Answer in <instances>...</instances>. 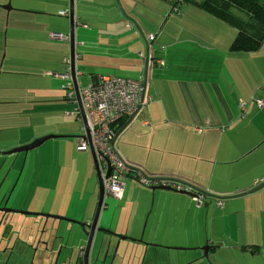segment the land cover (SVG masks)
I'll return each instance as SVG.
<instances>
[{
  "label": "crops",
  "instance_id": "obj_1",
  "mask_svg": "<svg viewBox=\"0 0 264 264\" xmlns=\"http://www.w3.org/2000/svg\"><path fill=\"white\" fill-rule=\"evenodd\" d=\"M7 1L0 0V4ZM22 1H16L17 9L13 16L16 21L11 25L9 10L13 9L0 10V108L3 109L8 103L25 102L27 107L31 104L32 113L35 112L36 116L21 110L9 113L0 110V150L13 148L8 140L3 139L4 134L7 136L12 131L10 129H19L21 127L18 124H22L23 127H34L33 131L29 130L32 137L22 145L43 135H63L50 139H67L69 149L75 154L79 140L68 139L81 138L83 118L73 112L78 103L68 98L62 86H85L81 84L80 78L83 73L90 75L87 84L95 82L103 74L94 70L99 66L108 70L135 68L139 73L138 78H143V66L147 58L146 87L138 111L141 114L121 130L113 142L115 150L133 168L130 174L135 171L141 173L151 180L150 186L159 184V178H173L174 188H181L186 182L204 191V195L201 194L204 203L196 201L195 205L201 210L200 219L206 221L202 229L205 238L209 234V206L214 204L211 233L217 247L213 250L212 258L217 264H257V259L258 264H264L260 259L264 256V186L255 192L237 195L264 179V38L259 48L253 50L250 40L242 42L239 37L237 41L235 27L220 18L193 4H183L179 13L172 12L167 3L164 4L165 11L162 14L165 18L161 24L153 19L152 14L158 13L152 7L144 13L140 11L136 17L141 29L137 28L134 21L133 24H126L133 30L124 36H115L107 29L88 36L80 32L86 28L82 21L84 9L81 5L86 1L81 0L78 10L76 1L80 0H72L75 48L73 79L69 60L70 41L54 39L51 37L52 32L46 33L52 22L44 18L54 8L57 12L65 10L69 14V0H42L47 6L30 7L29 11L19 7ZM57 2L60 5L55 4ZM63 5L67 6L66 9H63ZM123 6L133 14L128 6ZM37 15L41 18L38 19ZM24 17H37V21L33 24L29 19V22L22 20ZM138 17H142V20ZM185 20L196 23L187 30L183 22ZM58 24L64 30L66 22L59 21ZM150 25L154 27L148 28ZM30 27L42 29L41 36L30 35ZM140 32L143 36L154 35L148 52ZM50 40H58L61 44L56 48ZM90 41L95 45H106L114 51L125 50L128 46L130 49L138 48L141 63L127 65L121 61L119 64L114 57L100 56L104 61H92V70L82 72L81 66L77 64V48ZM64 43L68 46H64ZM141 46H144L143 50ZM140 65L141 70L138 69ZM107 74L116 75L111 72ZM14 76L25 77V84L22 86L16 82L19 86L15 83L11 85L9 80ZM59 77L60 81L57 80ZM258 100L261 101L260 105ZM126 120L122 118L118 121V130ZM37 147L24 152L27 156L25 165L27 161L29 163L28 167H23V185L17 187L18 194L21 193L31 209L91 222L96 208L98 184L96 193L94 188L88 191L85 198L75 195L70 180L49 184L48 175L52 172V166H55L56 157L54 154L49 155V152L46 155L45 150H33ZM126 148H130L132 154L126 152ZM87 150L77 151H84L82 155L88 156L90 166V156L85 153ZM90 153L93 160L91 150ZM28 172L32 174L27 175ZM41 173L45 176L43 181H39L41 176L37 178ZM195 175L207 178L208 183L202 185L195 182ZM132 178L128 176L125 180L120 199L104 194L97 224L123 236L118 237L121 238L119 244L123 249L128 243L124 235L138 237L147 217L143 242L129 244L135 253L131 259L138 261L145 249L149 253L153 249L157 251L156 254L159 253L161 260H165L172 255L171 249L159 245L183 247V231H186L183 218L188 216L184 217V211L188 201L194 204L195 197L177 190H152L149 185ZM37 193L39 198H35ZM107 197L117 200L112 202L114 207L110 215H106L109 203L104 200ZM124 199L126 201L117 205L118 200ZM243 212L246 217L243 229H240L237 220ZM227 213V219L231 220V227L228 228L223 227L220 219ZM215 215L219 221H216ZM63 223L66 224H61L60 228L79 232L75 223ZM114 238L111 237L112 248L109 253L114 248ZM185 243L192 245L187 240ZM76 245L80 247L84 243L79 240ZM179 253L183 255V251ZM151 257L149 255L145 259Z\"/></svg>",
  "mask_w": 264,
  "mask_h": 264
},
{
  "label": "rangeland",
  "instance_id": "obj_2",
  "mask_svg": "<svg viewBox=\"0 0 264 264\" xmlns=\"http://www.w3.org/2000/svg\"><path fill=\"white\" fill-rule=\"evenodd\" d=\"M9 1V0H8ZM7 1V2H8ZM16 1L17 0H10V4H11V8L13 10H9L11 12V19H10V25L13 24L16 21V18H14V13L15 10L17 9L16 7ZM82 1H86L84 3H82V7L84 9L83 12V23H85L86 28L81 29L80 32L83 33L84 35H88V36H92L93 33H95L96 31L101 32L103 31V29H107L109 30L110 33L115 34V36H124L125 33L129 32L130 30H133L130 27H127V23L124 22V15L123 12L116 6H110L109 4L112 2V0H82ZM122 4H124L125 6H128L129 10L137 17L141 12H145L148 9H154V11H157V15H153L152 13V17L153 19H155L158 24L162 23V21L165 18V15L162 14L164 13L163 11H165V6L164 4L167 3L168 5V9H171L172 5L171 2L165 1V0H120ZM7 2L0 4V10H5L3 9L1 6L2 5H6ZM21 2V1H20ZM80 1H76V5L78 4V10L80 8L81 5H79ZM47 3L42 2V0H23L22 3L20 4L19 7H22V10L25 11H29L30 7H43V6H47ZM60 5L59 2L55 3ZM54 3L52 5H54L56 7ZM65 4V3H64ZM61 7V6H60ZM59 7V8H60ZM63 9H66V5H63ZM133 7V8H132ZM156 7H158L159 9H157ZM7 11V10H6ZM8 11V12H9ZM65 11V10H63ZM149 11V10H148ZM179 13V12H177ZM25 14V13H24ZM29 14V13H28ZM61 14H59L57 12V9L50 11V15L49 16H45L44 18H46L47 20H50L52 22V24L50 25V28L46 29V33L50 32H68L69 30V18L68 17H62L60 16ZM160 15V16H158ZM38 19L41 18L39 15ZM37 17H34L32 19L30 18H22V20H26L27 22L28 19L34 24ZM139 20H142V17H138ZM59 21H64L66 22V26L64 28V30L61 28L60 24H58ZM149 24L151 23L150 21H148ZM184 22V26L185 29L187 28H192V26L195 25L196 22H189L187 20L183 21ZM154 26L150 25V29H152ZM32 30L30 32V35H34L37 36L38 38L41 36V32L43 31L42 29H36V28H32L30 27L29 30ZM188 30V29H187ZM114 36V37H115ZM51 43L54 44V47L56 46L59 47L61 43H59L58 40H50ZM64 46H68L67 43H64ZM80 49H84L86 51H89V57L86 58V61L84 62L83 66L81 67V71L82 72H89V70H92L90 68H93L91 66L92 61H98V63H101L100 56H114V60L116 62H118L119 64L122 62H126L127 65H130V63L132 64H137L138 65L141 63V59L139 57L138 54V48H132L130 49V46H128V48H125V50H120V51H114V49L102 45H95L94 43L87 42V43H83L82 45L78 46ZM142 50L144 49V46L140 47ZM53 49V48H52ZM60 49V48H58ZM54 51H56L55 49H53ZM91 51V53H90ZM108 53H114L113 54H108ZM118 54V55H115ZM124 58V59H123ZM119 61H118V60ZM115 61H112L113 63ZM139 69V68H138ZM95 71L97 72H102L103 74H107L109 72L111 73H116V75L122 76V77H130V78H138L139 73L137 72L138 70L135 68H129L127 67L125 70H119V69H111L108 70V68H105L104 66L101 67H95L94 68ZM137 70V71H136ZM2 77H4V75H2ZM81 84L82 85H86L89 80H90V75L88 73H83L81 76ZM57 80L60 81V77L57 78ZM10 84L12 85V83L16 84L19 83L22 86L25 84V77L23 76H14L12 77L10 80ZM28 81V79H27ZM58 81V82H59ZM63 82V81H62ZM61 82V83H62ZM57 84V82H55ZM17 85V84H16ZM19 86V85H17ZM26 109V110H25ZM35 109V108H34ZM0 110H4V112L9 113V111L11 112H15V111H26L28 113V115H32V116H36V113L33 112L31 110V104H29V106L27 107V103L25 102H18V103H8L4 106L3 109L0 108ZM139 114H141L140 112L137 113L138 117ZM137 115L135 116V118L137 117ZM26 117H24L25 119ZM21 128L17 129V128H13L10 129L12 130L10 133L4 134L3 139H5L6 141L8 140L9 145H13V147H18L21 146L23 144V142L29 140L32 136L29 130H34V127H32L31 125H29L28 127H23L22 124H18ZM11 137V138H10ZM79 140V138H71L68 140ZM69 141H67V139L64 138H53V139H48L46 140L42 145L38 146L37 148L33 149V150H45L46 152H49L50 154H54L55 155V166H52V172L51 174L48 175V180H49V184H56L57 182H63L66 180H70V182H72V184L74 185V193L76 196L81 197V198H85L87 196L88 191H91L92 189L95 188V193L97 191V177H96V172L93 166V160H92V156L90 153V150H87L85 153L89 154L90 156V166L88 164V156L87 155H82V153H84V151H77L75 150V154L69 149L68 147V143ZM114 147V146H113ZM115 149V147H114ZM126 152H128L129 154H132V150L130 148H126ZM79 154V155H78ZM46 155H48V153H46ZM25 156L26 154L24 152H20V158H22L21 163L24 159L23 162H25ZM29 158V157H28ZM60 160V161H59ZM28 163L29 161H27V164L24 167H28ZM19 164V163H18ZM24 164V163H23ZM62 168V169H61ZM61 170V171H60ZM33 172V170H32ZM34 173V172H33ZM32 173L28 172L27 175H30ZM41 176L39 181H43L45 176L44 173L38 174L37 178ZM129 176H133L132 179L135 178L136 182H139L138 178L135 177V173L130 174ZM194 181L197 183H201L202 185H206L208 183L207 178H203L202 176L199 175H195L194 176ZM140 183V182H139ZM71 190V188H69ZM97 195V194H96ZM40 195L37 193L35 198H39ZM108 199L104 200L108 205V208L106 210V212L108 211V213L105 214L106 215H110L112 213V207H114V204L112 202L116 201L115 199H111L110 197H107ZM111 201V202H109ZM124 200H118L117 205H120V203H122ZM196 199L194 201V204L192 205V203H190L189 201L187 202V206L185 209V213H184V217L188 214L187 218H183V224L186 223L185 229H187V232H192L193 229H195V231H200L202 232L203 229V222L206 225V221H204V219H200V217H202V215L200 214V209L196 207L195 203H196ZM213 206L214 204L210 205L209 208V217L207 219V229H208V233L209 235H212L211 233V227H212V222H211V216H212V212H213ZM203 210V208H202ZM221 211V210H220ZM117 212L120 213V210L117 209ZM125 212H122V214H124ZM52 214V213H51ZM55 215V214H54ZM195 215V216H194ZM62 216V215H61ZM120 216V215H119ZM105 217V215H104ZM245 217L246 214L240 213L239 214V219L237 220L239 225H240V229H243L242 226L244 225L245 222ZM195 218V219H194ZM228 213L225 217H221V224L223 225V227L228 228V226L231 227L230 223L231 220H228ZM215 219L216 221L218 220V217H216L215 215ZM232 220L234 219L233 217L231 218ZM215 221V224H216ZM50 222V221H48ZM238 228V227H236ZM239 229V228H238ZM80 230V228H79ZM185 233V231H183V234ZM222 233V232H221ZM79 237L75 240V244L73 243L74 241H72V246H78L76 245V243H78L79 240H82L83 243H85V238L84 235L81 233V231L79 232ZM115 240V238H114ZM106 241V238H105ZM227 241V240H226ZM230 240H228L227 242H229ZM100 238L97 239L96 244L94 246V253L92 254V259H91V264H99V262L97 263L95 261V257L97 254H99L98 249L100 247ZM190 244H186L185 241H183V247H187ZM112 246V245H111ZM110 246V248H112ZM102 250H103V245L102 248L100 249V254L99 257L101 258L102 255ZM183 251V256H188V257H195L199 254V251H189L187 249H183V250H177V249H171L170 252L173 255H182L179 252ZM108 264V263H107Z\"/></svg>",
  "mask_w": 264,
  "mask_h": 264
},
{
  "label": "water",
  "instance_id": "obj_3",
  "mask_svg": "<svg viewBox=\"0 0 264 264\" xmlns=\"http://www.w3.org/2000/svg\"><path fill=\"white\" fill-rule=\"evenodd\" d=\"M119 9L123 12L122 10V6L119 2V0H115ZM2 8L8 10L11 7L10 1L7 2L6 5H2ZM124 13V12H123ZM68 18L70 21V28H69V41H70V48H69V60L71 63V73H72V78L74 79V70H73V64H74V57H75V48L73 45V37H74V30H73V22H74V17H73V7H72V0H69V14ZM140 36L142 37L143 41L146 42L143 34L140 32L139 33ZM146 44V43H145ZM146 51L148 52V48L146 45ZM147 65H148V59L146 58L145 62H144V66H143V92H142V98L144 95V91H145V87H146V77H147ZM74 88L76 91H78V85H74ZM79 104V101H78ZM140 110V107L138 110L134 111L132 114H130L127 117L126 122L123 124V126L116 132L113 140H112V145L114 140L116 139V137L119 135V133L121 132V130H123V128L131 121L135 118V116L137 115L138 111ZM83 118V117H82ZM83 124H84V118H83ZM63 135H43L40 136L38 138H35L34 140H32L31 142L16 147L14 150L20 152H27L30 149L37 147L39 145H41L44 141H46L47 139H50L52 137H60ZM84 135H81V137H83ZM90 150L92 151V149L90 148ZM93 152V151H92ZM93 163H94V168H95V172H96V177H97V184H98V192H97V202H96V208H95V212L93 214V217L91 219V222L86 223L83 221H79V220H75V219H71L65 216H60V215H54V214H49V213H45V212H34L31 215L34 216H39L40 221L39 224L37 226V228H35V234L31 233V229L28 230L27 232V237H26V242L27 243H32V245L34 244L35 239L36 240V246L37 245H41L42 248V254L39 256L40 260L42 262H46L50 259V255L53 254V248H55V246L57 245L58 241L59 245L57 246V258L55 259V262L58 261V264H91V259H92V254L94 253V246L96 244L97 239L100 238V247L98 249V252L100 254V249L102 248L103 245V250H102V255L101 258L99 257V254L96 255L95 257V261L99 264H105L106 262H108V264H113L115 262V260L118 258L120 259H131L134 256V250H133V246L130 247L129 244H134L136 242H143V231H144V226H145V222L147 217H145L144 220V225L141 231V234L138 237H134L131 235H125L124 236V240H127L128 243L124 248V252L123 254L120 256L117 254V249L119 246V240H117L114 248L112 249V252L109 253L110 250V242H111V237H121L119 236L115 231L111 230L110 228H106V227H102L99 226L97 224L98 222V214L99 211L101 209V205H102V201L104 198V186L102 183V179L99 173V169L96 163V160L94 158V154H93ZM109 168L106 169V176L109 174ZM160 181L159 184L157 185H149V187L152 190L155 189H166V190H177L179 192H183L186 193L188 195H193V196H197V194H199L198 189L195 188V186H191L189 184H187L186 182H183V187L181 188H174L172 186L173 182H175V180L173 178H159ZM17 183V180H15L14 185L12 187V190H14L15 185ZM20 185H23V183H21ZM264 186V179L261 180L260 182H257L254 186H252L251 188L245 190L244 192H241L237 195H242L245 193H252L255 192L257 190H259L260 188H262ZM18 190H16V192L14 193L15 195H17ZM231 197V196H229ZM48 219H51L50 222H48ZM61 222H71V223H75L79 228V232L81 231V233L84 235L85 238V243H84V248L80 249L79 246H72V241H75L80 235L79 232H73L72 233H68L66 235H63L62 231L61 234H58V232L60 230H62V228H60V224ZM106 238V241H105ZM74 243V242H73ZM148 245H150L151 243H147ZM152 246H158L157 244H151ZM164 247L165 249H177V250H183V249H187L189 251H195L197 248L196 247H175V246H165V245H159ZM127 251V254H126ZM150 253L147 251V249L144 250L142 257H140V259L138 260L139 264H143L144 261H147L149 259H145V257H149ZM220 255V254H219ZM128 257V258H127ZM206 257V255L204 256V258ZM261 261H264V256L262 255L260 257ZM133 260V259H132ZM207 260V259H205ZM255 263L258 264V259L255 260Z\"/></svg>",
  "mask_w": 264,
  "mask_h": 264
},
{
  "label": "built area",
  "instance_id": "obj_4",
  "mask_svg": "<svg viewBox=\"0 0 264 264\" xmlns=\"http://www.w3.org/2000/svg\"><path fill=\"white\" fill-rule=\"evenodd\" d=\"M59 14L67 16L66 11ZM54 39H68L69 35L61 32H52ZM150 40L153 36L148 37ZM141 54V53H140ZM62 76H68L63 74ZM67 96L75 101L78 107L74 109L79 117L84 118L83 137L80 138L76 149H92L99 173L104 186V194L120 199L123 194L125 180L132 169L122 160L112 145L116 134V127L119 120L127 118L134 111L138 110L143 103V78H125L116 75H104L95 82L84 87L68 84ZM257 103L260 105L261 101ZM242 108V103H240ZM198 131H201L198 128ZM109 174L106 176V169ZM135 177L144 185H150L151 180L145 178L141 173L135 171ZM198 203L202 202V196H196ZM84 248V245L79 247Z\"/></svg>",
  "mask_w": 264,
  "mask_h": 264
},
{
  "label": "flooded vegetation",
  "instance_id": "obj_5",
  "mask_svg": "<svg viewBox=\"0 0 264 264\" xmlns=\"http://www.w3.org/2000/svg\"><path fill=\"white\" fill-rule=\"evenodd\" d=\"M15 148L16 147H11V149L0 150V264H58V261L55 262V259L57 258V246L60 241H58L55 248H53V254L50 255V259L47 263L42 262L39 258L42 254L43 247L41 245L36 246L37 238L33 245L32 243L26 242L28 230L31 229V233L35 234L34 229L37 228L40 221L39 216L31 214L40 211L31 209L20 192L19 194L17 193V195L14 194L17 187L22 183V178L24 176L23 167L25 165V162H23L24 159L22 163L20 161L22 160V158H20V152L23 151L18 152L14 150ZM26 157L27 156H25V160ZM15 180H17V183L14 190H12ZM198 191L199 194H197V196L201 194L204 195V191L199 189ZM193 197L196 198V196ZM207 202L206 200V203ZM201 203H204V198ZM48 221H51V219H48ZM61 224L66 223L61 222ZM61 231L63 235L69 232L72 233L68 228L63 227L58 234H61ZM117 240H119L118 236L115 238V244ZM185 240L192 244L187 247L197 248L196 250L199 251L197 256L184 257L183 255L176 254L174 257L173 255H169L165 260H161L158 257L159 253L156 254L157 251L151 249V259L144 261L143 264H217L212 258L213 250L217 247L213 235L208 234L204 238L200 231H195V229H193L192 232H187L186 229L183 234V241ZM119 241L121 242V240ZM123 252L124 248L122 249L119 244L117 254L121 256ZM205 255L206 257L204 258ZM107 263L108 262L105 264ZM113 264H139V262L134 259L128 260L117 257Z\"/></svg>",
  "mask_w": 264,
  "mask_h": 264
},
{
  "label": "trees",
  "instance_id": "obj_6",
  "mask_svg": "<svg viewBox=\"0 0 264 264\" xmlns=\"http://www.w3.org/2000/svg\"><path fill=\"white\" fill-rule=\"evenodd\" d=\"M165 1L171 2L172 12L173 11L180 12L181 6L183 4H193L199 7L200 9L206 11L207 13L216 16L221 20L229 23L230 25L234 26L235 29L237 30L235 39L238 41L240 38H242V42H244L245 39L246 41L250 40L252 46L251 49L253 50L259 48L261 40L264 38V0H165ZM119 2L122 6V10L124 12L123 14L124 15L126 14L123 19L124 22L128 23V25L130 23L133 24L134 21L136 22L137 21L136 16L134 14L129 13L125 9V7L123 6L120 0ZM109 5L110 6L114 5L118 7L115 0H112V2ZM136 24H137V28L141 29L140 26H138V22H136ZM150 35L153 36L152 40L148 38ZM144 38L146 40L145 43L149 51L150 48L149 44L154 40V35L148 34L147 36H144ZM87 52L89 51L77 48V55H79L78 56L79 60L77 59L78 66L81 67L83 66L87 58ZM108 54L114 55V53H108ZM109 57L113 58L114 56H109ZM141 67L142 66L140 65L139 66L140 70ZM104 75H115V74H101L99 75L98 78ZM125 78H129V77H125ZM62 87L63 89H65L67 93V87L65 85H63ZM117 130L118 127H116V132ZM131 169L133 170V168Z\"/></svg>",
  "mask_w": 264,
  "mask_h": 264
}]
</instances>
